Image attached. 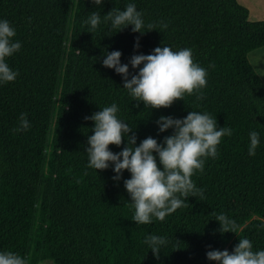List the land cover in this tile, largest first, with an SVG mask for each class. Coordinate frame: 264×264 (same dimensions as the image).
I'll return each mask as SVG.
<instances>
[{
  "label": "trees",
  "instance_id": "obj_1",
  "mask_svg": "<svg viewBox=\"0 0 264 264\" xmlns=\"http://www.w3.org/2000/svg\"><path fill=\"white\" fill-rule=\"evenodd\" d=\"M129 3L143 14V35L132 26L117 32L104 21ZM91 12L101 16L95 32L86 23ZM5 19L22 47L6 58L17 79L0 84V252H15L28 264H216L206 253L232 252L239 238L264 250V82L248 59L264 47V21H251L238 0H104L100 7L92 0H0ZM149 23L156 26L151 32ZM162 46L192 50L208 72L203 99L185 95L171 108H145L123 88V77L103 66L106 51H120L121 64L138 74L130 58ZM113 103L137 146L149 136L162 144L173 130L160 133L156 122L190 111L233 130L192 177L203 197L190 196L187 207L164 221H132L124 186L131 173L117 182L114 165L99 172L88 167L95 125L85 118ZM25 113L30 128L14 132ZM252 131L260 136L254 156ZM124 147L127 137L110 151ZM219 214L235 221V233L221 234ZM150 235L168 241L159 259L145 243Z\"/></svg>",
  "mask_w": 264,
  "mask_h": 264
},
{
  "label": "clouds",
  "instance_id": "obj_2",
  "mask_svg": "<svg viewBox=\"0 0 264 264\" xmlns=\"http://www.w3.org/2000/svg\"><path fill=\"white\" fill-rule=\"evenodd\" d=\"M92 3L100 7L104 0H92ZM104 21H110L111 27L117 32L132 26L134 33H146L143 14L132 3L124 10L113 9L104 15ZM86 23L91 26L89 31L95 32L101 24L100 13L91 12ZM155 27L149 23L148 32ZM16 34L8 20H0V84L14 82L19 75L6 62V58L13 56L22 47L15 40ZM135 47L139 50V38ZM121 56L120 51H106L103 66L121 75L123 88L128 90L135 101L142 102L145 108H171L176 101L183 100L185 95H196L197 99H203L202 89L207 86L208 72L194 62L191 49L173 51L170 47L162 46L148 55L134 54L130 64L138 70V74L132 75L128 65L121 64ZM139 106L137 103L136 107ZM118 111L117 105L113 103L85 118L95 125L92 129L94 134L88 137V167L99 172L114 165L116 175L113 180L117 182L123 178L125 171L131 173V178L124 180V186L134 206L132 221L137 225L150 224L153 218L164 221L178 209L187 207L185 200L190 196L203 197V190L196 187L192 177L198 171L203 172L207 158L217 157L222 138L231 136L233 130L218 127L217 120L208 113L190 111L184 119L161 117L156 122L160 133L173 130V134L166 136L162 144L149 136L137 146L134 130L118 118ZM29 128L30 122L25 113L21 114L19 126L13 131L19 133ZM129 133L133 134L129 136ZM126 137L127 147L119 153L110 151V145L120 147ZM249 138V155L254 156L260 144L259 133L252 131ZM216 221L221 225V234L235 233L237 230L235 221L225 214L217 215ZM145 243L159 259L161 247L168 241L165 237L150 235ZM206 255L208 260L216 264H264V250L254 251L248 238H239L232 252L209 250ZM0 264H28V261L15 252L4 251L0 252Z\"/></svg>",
  "mask_w": 264,
  "mask_h": 264
},
{
  "label": "crops",
  "instance_id": "obj_3",
  "mask_svg": "<svg viewBox=\"0 0 264 264\" xmlns=\"http://www.w3.org/2000/svg\"><path fill=\"white\" fill-rule=\"evenodd\" d=\"M238 2L249 9L251 21H264V0H238ZM248 59L257 75L264 82V47L250 52Z\"/></svg>",
  "mask_w": 264,
  "mask_h": 264
},
{
  "label": "rangeland",
  "instance_id": "obj_4",
  "mask_svg": "<svg viewBox=\"0 0 264 264\" xmlns=\"http://www.w3.org/2000/svg\"><path fill=\"white\" fill-rule=\"evenodd\" d=\"M41 264H52L50 261H47V262H43Z\"/></svg>",
  "mask_w": 264,
  "mask_h": 264
}]
</instances>
